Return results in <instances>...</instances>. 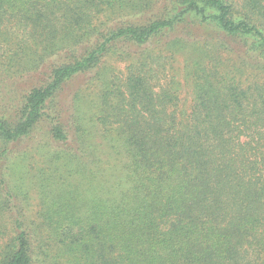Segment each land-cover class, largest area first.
Returning a JSON list of instances; mask_svg holds the SVG:
<instances>
[{"label": "trees", "instance_id": "1", "mask_svg": "<svg viewBox=\"0 0 264 264\" xmlns=\"http://www.w3.org/2000/svg\"><path fill=\"white\" fill-rule=\"evenodd\" d=\"M60 51L0 101V264H264V0H0L1 82Z\"/></svg>", "mask_w": 264, "mask_h": 264}, {"label": "rangeland", "instance_id": "2", "mask_svg": "<svg viewBox=\"0 0 264 264\" xmlns=\"http://www.w3.org/2000/svg\"><path fill=\"white\" fill-rule=\"evenodd\" d=\"M158 8V7H157ZM152 12L148 9H145V18L149 17ZM141 12L128 15V16H123L118 19L117 17L112 18L111 24H114L120 20H136L139 19ZM135 49L130 48L128 46L121 47L118 49L117 54H124V51L126 50H131ZM64 53L62 51L58 52L55 55H52L50 58H48L45 62L41 63V67L36 71V72H31L29 74H26L22 78H17V79H6L5 81L1 82L0 81V101L4 100V102H7V100L12 99H18L22 94L28 92L32 87L34 86H39L42 84V82L46 79V74L44 72H47L48 69L47 66L53 62V61H61L63 60ZM110 57L108 58V61L106 63V66L108 68H111V70H115L116 72H123L124 66L127 64V57L125 55H109ZM121 56V57H120ZM183 64V63H182ZM178 69L181 68V61L178 62ZM89 78V75H86V77L79 78L76 81H73L71 84H66L65 88L60 91L58 97H57V106L58 108L61 109V114L63 118H68L70 114L73 113V98L77 90L84 91L85 89H90V87L85 84L87 79ZM181 92L180 96L181 99L184 101L182 108L188 109L190 105V100L192 96V92L190 90V87L181 79ZM13 90L15 94L13 93ZM46 132L45 127H41L38 129L36 132L35 136L32 138L30 141L31 144L36 146L38 141L42 138H44ZM37 143V144H36ZM40 143V142H39ZM41 143H44L41 141ZM36 144V145H35Z\"/></svg>", "mask_w": 264, "mask_h": 264}]
</instances>
